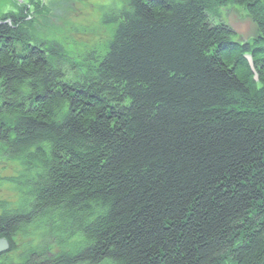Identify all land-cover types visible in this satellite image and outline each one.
<instances>
[{
  "label": "trees",
  "instance_id": "1",
  "mask_svg": "<svg viewBox=\"0 0 264 264\" xmlns=\"http://www.w3.org/2000/svg\"><path fill=\"white\" fill-rule=\"evenodd\" d=\"M229 5L261 39L230 43ZM105 16L113 36L84 77L57 48L0 50V164L18 163L0 176V238L12 252L41 235L26 264H264V0H126Z\"/></svg>",
  "mask_w": 264,
  "mask_h": 264
},
{
  "label": "rangeland",
  "instance_id": "2",
  "mask_svg": "<svg viewBox=\"0 0 264 264\" xmlns=\"http://www.w3.org/2000/svg\"><path fill=\"white\" fill-rule=\"evenodd\" d=\"M123 6H126V0H0V26L19 27L20 31L19 39L17 36L2 39L0 50L8 43L6 41H15L18 56L28 57L31 51L38 49L50 59L53 57L50 50L57 48L61 56H56L64 58L66 63L63 72L72 79L77 77L75 72L84 77L88 71L96 70L94 53L104 52L114 33L115 25L106 22L105 13ZM221 13L227 22L228 16L234 15L246 19L245 9L239 6L229 5ZM258 35L261 39L260 32ZM21 38L28 46L22 44ZM253 75L255 80L254 72ZM17 169L18 163H2L0 176L14 175ZM2 187L0 199L10 192L7 184ZM41 240V235L34 230L18 233L13 237L14 251L0 257V264H26L29 257L40 250Z\"/></svg>",
  "mask_w": 264,
  "mask_h": 264
},
{
  "label": "water",
  "instance_id": "3",
  "mask_svg": "<svg viewBox=\"0 0 264 264\" xmlns=\"http://www.w3.org/2000/svg\"><path fill=\"white\" fill-rule=\"evenodd\" d=\"M252 24L250 22L247 23H233L231 24L232 29L234 30V32L236 34H241V35H245L247 36V34L249 33L250 29H251ZM249 57H247L248 59ZM250 62H251V58ZM255 76L258 77V75L256 74V72H254ZM255 78V80H258V78ZM11 250V245L10 242L6 239V238H1L0 239V255L5 254L7 252H9Z\"/></svg>",
  "mask_w": 264,
  "mask_h": 264
},
{
  "label": "bare ground",
  "instance_id": "4",
  "mask_svg": "<svg viewBox=\"0 0 264 264\" xmlns=\"http://www.w3.org/2000/svg\"><path fill=\"white\" fill-rule=\"evenodd\" d=\"M231 32H233V31H231ZM238 37H235V38H232V39H230V43H235L236 44V39H237ZM247 42H250V41H247ZM247 55V57L249 56V54H246ZM247 57H245L244 59L247 61V63L249 64V66H250V68H251V71H252V73L253 72H256V74L258 75V72H257V70H256V65H255V62H254V59H253V57H249V58H251V59H253V60H251V62H250V59L248 58L247 59ZM257 77V76H256ZM258 79H260L259 78V75H258V77H257ZM255 81V83L257 84L258 83V80H254Z\"/></svg>",
  "mask_w": 264,
  "mask_h": 264
},
{
  "label": "flooded vegetation",
  "instance_id": "5",
  "mask_svg": "<svg viewBox=\"0 0 264 264\" xmlns=\"http://www.w3.org/2000/svg\"><path fill=\"white\" fill-rule=\"evenodd\" d=\"M6 255H7V254H5V255H1V256H3V257H4V256H6Z\"/></svg>",
  "mask_w": 264,
  "mask_h": 264
}]
</instances>
